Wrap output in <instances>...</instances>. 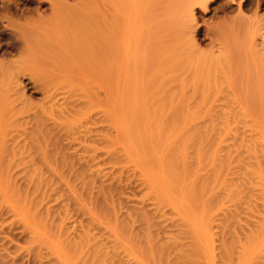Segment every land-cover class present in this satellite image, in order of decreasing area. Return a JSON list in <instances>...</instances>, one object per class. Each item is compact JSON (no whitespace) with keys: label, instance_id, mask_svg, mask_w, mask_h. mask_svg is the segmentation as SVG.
I'll use <instances>...</instances> for the list:
<instances>
[{"label":"rangeland","instance_id":"rangeland-1","mask_svg":"<svg viewBox=\"0 0 264 264\" xmlns=\"http://www.w3.org/2000/svg\"><path fill=\"white\" fill-rule=\"evenodd\" d=\"M124 1L0 0V136H32L45 114L56 143L44 163L37 149L0 147V264H264V0H195L193 20L183 0H129L139 13ZM61 6L91 8L107 37H82L95 43L86 55L60 42L65 62L35 55L28 36L26 52L11 48L13 31L46 33ZM44 88L55 103L72 91L76 108L42 114Z\"/></svg>","mask_w":264,"mask_h":264},{"label":"bare ground","instance_id":"bare-ground-1","mask_svg":"<svg viewBox=\"0 0 264 264\" xmlns=\"http://www.w3.org/2000/svg\"><path fill=\"white\" fill-rule=\"evenodd\" d=\"M126 1V0H125ZM124 1V2H125ZM127 1H129V0H127ZM131 1V0H130ZM130 1H129V3H130ZM134 0H132V2H133ZM136 2H137V5L138 6H140L139 5V2H140V4H141V0H135ZM143 2H144V0H142ZM152 1V0H151ZM151 1L149 0L148 2L149 3H151ZM173 1V0H172ZM180 1V0H179ZM195 1V0H194ZM117 2V1H116ZM119 2H121V1H119ZM118 2V3H119ZM123 2V1H122ZM121 2V3H122ZM136 2H134V5H136ZM176 1H174V3H175ZM183 2H185V3H187V8L188 9H185L186 10V12H187V14H185L184 16L182 15V13H181V15L184 17V18H191L192 20H193V9L194 8H192L193 6H194V4H196V1L195 2H193V1H191V0H183ZM183 2L181 3V4H183ZM145 4H146V0H145V2H144ZM177 3V2H176ZM184 3V4H185ZM199 3V2H198ZM205 3V2H204ZM8 4V3H7ZM39 4V3H38ZM120 4V3H119ZM118 4V5H119ZM126 4H127V2H126ZM131 4L132 3H130V4H128V6H130V8L131 7H133V6H131ZM206 4V3H205ZM205 4H203L202 5V7L203 8H205ZM9 5V4H8ZM121 5V4H120ZM133 5V4H132ZM136 5V6H137ZM173 5V4H172ZM7 6V5H6ZM142 6H143V3H142ZM142 6H141V8H142ZM146 6H149L148 4H146ZM146 6H145V10H140V11H144L143 13H145V14H143V15H147V12H149L150 11V7L149 8H147L146 9ZM151 6V5H150ZM180 6H182V5H180ZM62 8H60V7H56V8H54V7H52L51 9H52V11H53V13H55L54 15L56 16V20H55V23L53 24V26L51 27V29H48L47 30V32H46V30H45V32L46 33H43V31H41V32H39V34H33L31 31H29V32H27L28 34H26V30L23 28V25L22 26H20V28L19 27H17V28H19V29H17L16 27V29L18 30V31H13L12 32V43H11V48H13V49H16V50H18V49H21V51H24L25 50V52L27 51L26 50V46L27 45H30V44H28V41H27V43H26V36H28V39L30 38L31 40H32V42H29V43H31L32 45V48L33 49H31L32 51H34L35 52V55H37V56H40V57H51L52 59L53 58H56L57 59V57H59V55H61L59 58H62V56H63V59L62 60H64V59H66L65 58V56L64 55H62V53H63V51H64V46L66 47V48H68V45L66 46V44H64V43H68L67 41H69V43L70 44H77L78 45V43H74L75 41H76V39H77V36H79V37H81V39L82 40H80L81 42L83 41H86V43L84 42V44H83V42L82 43H79V46H77V45H73V46H75V49L76 50H78L79 51V49L81 48V49H84L83 50V52L82 53H85L86 51H88L89 49H91L90 47V44H95L94 42H87L88 40H86V39H88L89 37H92L91 39H89V40H92L93 39V36H98V35H101V36H103L104 34H105V30L108 28V27H106V25L104 26V24H102L101 25V27H102V29H100V27H99V31L98 30H96V26H98L99 24V22H97L96 24H95V21H92V20H94V19H92V20H89V19H91L90 18V16L92 15V9L90 8L89 9V7L88 8H86V6H78V7H76V9H69V11H66L68 8H70V7H66L65 8V6L63 7V6H61ZM126 7V6H125ZM123 7V11L122 12H126L125 10H128V9H126V8H129V7ZM144 7V6H143ZM155 7L157 8V6L155 5ZM183 7V6H182ZM181 7V8H182ZM7 8V7H6ZM10 8V7H9ZM66 10H65V9ZM74 8V7H73ZM134 8V10H136L137 9V11L139 10L138 9V7H133ZM156 9V8H154V7H151V9ZM171 8V7H170ZM173 8H174V6H173ZM185 8V7H184ZM5 9V8H4ZM125 9V10H124ZM132 9V8H131ZM149 9V10H148ZM152 9V10H153ZM8 10V9H7ZM71 10V11H70ZM146 10H148L147 12H145ZM172 10V9H171ZM92 11V12H91ZM120 10H119V12H121ZM136 11V13H139V11L137 12ZM180 11H182V10H180ZM68 12V13H67ZM135 12V11H134ZM153 12V11H152ZM185 12V11H184ZM183 12V13H184ZM62 13H64V14H62ZM65 13L67 14V15H65ZM150 13H151V11H150ZM59 14V15H58ZM61 14H62V16H61ZM69 14V15H68ZM175 14V13H174ZM178 14H179V12H178ZM177 14V15H178ZM57 15H58V17H57ZM134 16H136L137 14H133ZM139 15V14H138ZM149 15V14H148ZM153 15V14H152ZM177 15H175V16H177ZM240 15H242L241 13H240ZM54 16V17H55ZM132 17V16H130V17H132V18H129V19H133L132 21L134 22V19H135V17ZM174 16V17H175ZM180 16V15H179ZM239 16V15H238ZM22 17V16H21ZM53 17V16H52ZM143 17H145V16H143ZM154 17V16H153ZM156 17V16H155ZM178 17V16H177ZM138 18V17H137ZM136 18V19H137ZM142 18V14H141V17H140V19ZM148 18H150V16L148 17ZM180 18H182V17H180ZM244 18V17H243ZM186 19L185 20H181L182 21V23H184L185 21H186ZM245 19V18H244ZM117 20V19H116ZM180 20V19H179ZM178 20V21H179ZM189 21H190V19H188ZM100 21V20H99ZM188 21V22H189ZM118 22V21H117ZM116 22V23H117ZM130 22H131V20H130ZM129 22V23H130ZM180 22V21H179ZM114 23H115V21H114ZM174 23H176V21L174 22ZM26 24V23H25ZM24 24V25H25ZM98 24V25H97ZM132 24L133 23H131L130 24V28H133L132 27ZM136 24V23H135ZM135 24H133V25H135ZM152 24V23H151ZM114 25V24H113ZM118 25V24H117ZM120 25H121V23H120ZM180 25V24H179ZM100 26V25H99ZM124 26V25H123ZM127 26H128V24H127ZM126 26V27H127ZM154 26V25H153ZM156 26V25H155ZM177 26V25H176ZM42 27V26H41ZM122 27V26H121ZM129 27V26H128ZM127 27V28H128ZM135 27V26H134ZM186 27V26H185ZM248 27V26H247ZM44 28V27H43ZM43 28H40V26L38 27V29H43ZM98 28V27H97ZM118 28V27H117ZM154 28V27H153ZM156 28V27H155ZM28 29V28H27ZM31 29V28H30ZM120 29V28H119ZM118 29V32L121 30H119ZM181 29V28H180ZM246 29V28H245ZM8 30V29H7ZM11 30H13V27L11 28ZM91 30H92V32H91ZM112 30V29H111ZM116 30V29H115ZM124 30V29H123ZM122 30V31H123ZM150 30V29H149ZM178 30V29H177ZM243 30V29H242ZM117 31V30H116ZM245 31V30H244ZM34 32V31H33ZM97 32H98V34H97ZM108 32V31H107ZM111 31H109V33H110ZM125 32V31H124ZM182 32H184V31H182ZM246 32V31H245ZM35 33V32H34ZM38 33V32H37ZM41 33V34H40ZM85 33H88L86 36H84L85 35ZM115 33V31L114 32H112V34H114ZM119 33H121V32H119ZM123 33V32H122ZM149 33V32H148ZM178 33V32H177ZM251 33V32H250ZM33 34V35H32ZM81 34L83 35V36H81ZM107 34V33H106ZM111 33H110V35H112ZM116 34V33H115ZM114 34V35H115ZM125 34V33H124ZM141 34V33H140ZM140 34H138V36L140 35ZM146 34V33H145ZM150 34V33H149ZM254 34V33H253ZM253 34H252V36L251 37H249V43H248V46H247V44L246 45H244V46H247L246 48L244 47L243 49H246L247 50V48H248V50H249V55H250V50H253L254 51V49L255 50H257V47L258 46H256L255 45V41L256 40H253ZM93 35V36H92ZM121 35H123V34H121ZM121 35L119 36L120 38H121ZM143 35V34H142ZM259 35H261V34H259ZM11 36V35H10ZM35 36V37H34ZM104 36H106L107 37V35H104ZM109 36V35H108ZM125 36V35H124ZM34 37V38H33ZM82 37H85L86 39H84V38H82ZM99 37V36H98ZM97 37V38H98ZM105 37V38H106ZM244 37V36H243ZM247 37H248V35H247ZM246 37V38H247ZM261 38H262V42H260L261 44V47H263L264 48V31H263V34L260 36ZM109 38V37H108ZM110 38H111V36H110ZM108 39L107 41H110V40H112V38L111 39ZM114 38V37H113ZM116 38H118L117 36H116ZM119 38V39H120ZM124 38V37H123ZM143 38H145V37H143ZM30 39H29V41H30ZM75 39V40H74ZM79 39V38H78ZM77 39V40H78ZM84 39V40H83ZM104 39V38H103ZM139 39V38H138ZM242 39H244V38H242ZM241 39V40H242ZM94 40V39H93ZM92 40V41H93ZM98 40V39H97ZM115 39H113L112 41H110V43L111 42H113ZM117 40V39H116ZM114 41L117 45H118V41L120 42V40H117V41ZM142 40V39H141ZM65 41V42H64ZM73 41V42H72ZM79 41V42H80ZM106 41V42H107ZM123 40H121V42H122ZM244 41H246V42H248V40L246 39V40H244ZM63 43L64 44V46H63V44H61V43ZM254 42V43H253ZM243 43V42H242ZM257 43V42H256ZM60 44V47H58V45ZM69 44V46H71ZM92 44V45H93ZM258 44V43H257ZM105 45V44H104ZM108 45H109V43H108ZM114 45V46H113ZM112 46H109V49H111V48H113V51H115V44H113ZM116 45V46H117ZM259 45V44H258ZM93 46H95V45H93ZM101 46V45H100ZM105 46H107V45H105ZM260 47V46H259ZM260 47V48H261ZM71 48H74V47H70V49ZM79 48V49H78ZM107 48V47H106ZM121 48H122V45L120 44V47H119V49L121 50ZM57 49V50H56ZM69 49V48H68ZM70 49L68 50V52H69V54H71V56H73L74 55V53H75V51L76 50H74V52H73V54L70 52ZM123 49V48H122ZM242 49V50H243ZM259 49V48H258ZM30 50V51H31ZM60 52H62V53H60ZM65 50H67V49H65ZM103 50H106V49H103ZM248 50L247 51H245V53H246V56L248 55L247 54V52H248ZM259 50H263L262 48L261 49H259ZM30 51H28L30 54H33V53H31ZM55 51H58L59 52V54H57L58 52H55ZM71 51H72V49H71ZM116 51H118V50H116ZM115 51V52H116ZM122 52H123V50H121ZM241 51V50H240ZM239 51V52H240ZM258 52V51H255V52H253V53H255V56H256V54H257V52L258 53H260V55H261V53L264 51H262V52ZM65 52H67V51H65ZM105 52V51H104ZM108 52V51H107ZM241 52H243L242 54H244V51H241ZM19 53H20V51H19ZM251 53H252V51H251ZM252 53V54H253ZM54 54H56L55 56L56 57H54ZM63 54H65V53H63ZM68 54V56H66L67 57V59L69 60V62H70V58L72 59L73 57H70L69 58V55ZM76 54H77V52H76ZM108 54V53H107ZM110 54H114V52H111ZM116 54H118L117 52L115 53V55ZM121 54V53H120ZM241 54V53H240ZM79 55H80V53H79ZM78 55V56H79ZM82 55V54H81ZM84 55V54H83ZM82 55V56H83ZM85 55H86V53H85ZM121 55H123V54H121ZM105 56V55H104ZM118 55H116V57H117ZM25 57H26V55H25ZM89 57V56H88ZM108 57V55L105 57V58H107ZM110 57H112V56H110ZM109 57V58H110ZM114 57V56H113ZM115 57V58H116ZM119 57H121V56H119ZM139 57V56H138ZM138 57H137V59H138ZM244 57V56H243ZM252 57V56H251ZM48 58V59H49ZM78 58H80V57H78ZM85 58V57H84ZM83 58V59H84ZM109 58H108V60H109ZM247 58H248V56H247ZM246 58V60L247 61H249L250 59H247ZM51 59V60H52ZM86 59V58H85ZM89 59V58H88ZM113 59V58H112ZM116 59H118V57L116 58ZM251 59H253V58H251ZM58 60V59H57ZM114 60V62H116V60L115 59H113ZM120 60V59H119ZM147 60V59H146ZM245 60V61H246ZM253 60H255L256 61V59L254 58ZM60 61V60H59ZM66 60H64V62H65ZM90 62H92V61H94V60H89ZM123 61V60H122ZM86 62V61H85ZM88 62V61H87ZM118 62V61H117ZM115 63L116 65L117 64H119V62L118 63ZM141 62H143V61H141ZM252 63H253V61H251ZM108 63V62H107ZM120 63H122V62H120ZM248 63V62H247ZM250 63V62H249ZM89 64V63H88ZM111 64H112V62H111ZM139 64H141L140 63V61H139ZM143 64V63H142ZM141 64V65H142ZM148 64V63H147ZM147 64L145 65V66H147ZM254 64V63H253ZM114 65V64H113ZM140 65V67H142ZM114 67V66H113ZM118 67H120V66H117V68ZM114 69V68H113ZM118 70V69H117ZM119 70H121V69H119ZM21 74V73H20ZM29 75H31V74H29ZM37 75V74H36ZM13 76H15V75H13ZM35 76V75H34ZM34 76L32 77V76H30V77H32V85L35 83V82H40V86H42V88L47 84L46 83V78H44V77H41V76H39L40 78H38V80H35L36 78H34ZM15 78V77H14ZM34 78V79H33ZM29 80H30V78H29ZM28 80V81H29ZM31 81V80H30ZM30 81L28 82V83H30ZM46 84H45V83ZM38 84V83H37ZM39 85L37 86L38 88L40 87ZM24 87V86H23ZM35 87H36V85H35ZM34 87V88H35ZM36 87V88H37ZM46 88H48V87H50V86H45ZM51 88V87H50ZM53 88V87H52ZM51 88V89H52ZM69 88V87H68ZM51 89H41V90H44L45 92H43V96H44V99H46L45 97L47 96V99L50 101L49 103H50V106L46 109L45 108V110L44 109H42L43 110V112H41L42 114H44V113H49V114H52V113H54V111L55 112H59V113H63L64 111L65 112H67L68 111V114L69 113H72V110H73V108H76L73 104H74V102L73 101H70L69 102V100L72 98L71 97V95H73L72 94V91H70V93L68 94V91L66 92L68 95H67V97L66 98H64L62 101L63 102H61V103H58V101L55 103V98H53V95H54V97L56 96L55 94H52L53 93V91H51ZM55 89V88H54ZM62 89V88H61ZM64 89H65V87H64ZM63 89V90H64ZM46 90H48V91H46ZM58 90H60V88L58 89ZM20 91V90H19ZM22 91V90H21ZM61 91V90H60ZM44 93H45V95H44ZM54 93H56V90L54 91ZM60 93V92H59ZM23 94V93H22ZM48 94V95H47ZM63 95H64V93H63ZM62 95V96H63ZM74 96V95H73ZM0 97H1V95H0ZM76 97V96H75ZM43 98V97H42ZM57 98V97H56ZM1 99H2V97H1ZM3 99H4V97H3ZM6 99V98H5ZM9 99V98H8ZM15 100V99H14ZM16 100H18V99H16ZM48 100H46L47 101V103H48ZM55 100V101H54ZM72 100V99H71ZM2 100H0V102H1ZM4 101V100H3ZM45 101V102H46ZM61 101V100H60ZM68 101V102H67ZM15 102V101H14ZM17 102V101H16ZM51 102H53V103H51ZM72 102V103H71ZM10 103V102H9ZM77 103H75V105H76ZM0 105H1V103H0ZM3 105V104H2ZM8 105V104H7ZM4 107V106H3ZM11 107V106H10ZM9 109H12V107L11 108H9ZM1 110V109H0ZM58 110V111H57ZM75 110H77V109H75ZM74 110V111H75ZM79 110H81V109H79ZM2 112V111H1ZM18 112V111H17ZM21 112H23V110L21 111ZM64 112V113H65ZM3 113V112H2ZM19 113V112H18ZM26 114H27V112H25ZM25 113H23V114H25ZM75 113H78V112H75ZM82 113H84L83 111H82ZM1 114V113H0ZM21 114V113H20ZM19 114V115H20ZM40 114V113H39ZM38 114V115H39ZM56 114V113H55ZM66 114V113H65ZM79 114V113H78ZM86 112L84 113V115H83V117L84 116H86ZM14 115V114H13ZM15 115H17V114H15ZM19 115H17V117L19 116ZM45 115V114H44ZM44 115H42V116H40V117H37L36 119H35V128H36V130L34 131V129H33V131L31 130L30 131V133L32 134V136L30 135V134H27L26 133V128L24 129V130H20V131H18V130H15L16 131V133L18 134H16V135H14V137L15 138H13V137H11L9 140H7L6 139V137H8V136H3V134H2V136H0V147L2 148V150L4 149V147H5V149H6V143H10V145H11V143H13V144H15L16 146H17V148L19 149V151H20V153H21V155H20V157H22V155H23V153H25L26 152V148L28 149V148H30V149H37V150H35L36 151V153H38V151L41 153V156H42V161H43V163H44V161H47V162H49L50 160H52L51 158H50V154H48L47 153V151H46V149L48 148V147H51L52 145H55L56 143L55 142H53L52 141V137H50L49 138V136L51 135V132H49L50 133V135H48V131H46L47 129H44V125H43V118H44ZM61 115V114H60ZM60 115H56V117H55V115H54V117L53 118H56L57 120H59L60 122H61V116ZM82 114L80 113L79 114V116H81ZM37 116V115H36ZM59 116H60V118H59ZM63 116H64V114H63ZM66 116H67V114H66ZM16 117V116H15ZM20 117V116H19ZM18 117V118H19ZM24 117V116H23ZM82 117V116H81ZM178 117V116H177ZM13 119H14V117H12ZM20 118H22V116L20 117ZM19 118V119H20ZM46 118V117H45ZM50 118H52L51 117V115H50ZM180 118V117H179ZM16 120H17V118H15ZM26 119V118H25ZM178 119V118H177ZM181 119V118H180ZM179 119V120H180ZM2 120V119H1ZM4 120V119H3ZM12 119H10V121H11ZM23 120V119H22ZM45 120V119H44ZM52 120V119H51ZM178 120V121H179ZM182 120V119H181ZM5 121V120H4ZM20 121V120H19ZM32 121H33V118H32ZM177 121V122H178ZM7 122V121H6ZM12 122V121H11ZM46 122V121H45ZM54 122H56L55 120H54ZM173 122V125L175 126L176 124L174 123V122H176V121H172ZM17 123V122H16ZM56 123H58V122H56ZM1 124H3V122L1 123ZM18 124H19V122H18ZM22 124V128H24V126L26 125L25 123H21ZM25 124V125H24ZM34 124V123H33ZM32 124V125H33ZM4 125H5V123H4ZM47 125V124H46ZM60 125V124H59ZM62 125V124H61ZM60 125V126H61ZM7 126V125H6ZM20 126V127H19ZM19 126H18V128H21V125L19 124ZM55 126V125H54ZM1 127H2V125H1ZM46 127V126H45ZM16 128V127H15ZM14 127H13V129H15ZM48 128V127H47ZM172 128H173V126H171L170 127V129L172 130ZM2 129V128H1ZM1 129H0V131H1ZM4 129V128H3ZM65 130H63V132H64ZM67 131V130H66ZM71 131V130H70ZM10 132V131H9ZM12 132V131H11ZM88 132V131H87ZM7 133H8V131H7ZM69 133V132H68ZM71 133V132H70ZM69 133V134H70ZM82 133V132H81ZM84 133V132H83ZM10 134H12V133H10ZM15 134V133H14ZM26 134L29 136L30 135V137H26ZM87 134V133H86ZM1 135V134H0ZM71 135L73 136V134L71 133ZM56 136V135H55ZM76 136H77V134H76ZM70 137V136H69ZM78 137V136H77ZM80 137V136H79ZM84 138V137H83ZM27 139V140H26ZM71 139H72V137H71ZM74 139H76V138H74ZM73 139V140H74ZM81 139V138H80ZM75 141V140H74ZM86 141V140H85ZM54 143V144H53ZM60 143V142H59ZM71 143V142H70ZM28 145V147H26ZM61 145V144H60ZM16 146H15V148H16ZM57 146H59V145H57ZM16 148V149H17ZM8 149H10V148H8ZM18 149H17V151H18ZM49 149V148H48ZM7 151V150H6ZM18 151V152H19ZM22 151V152H21ZM24 151V152H23ZM33 151V150H32ZM54 151V150H53ZM1 153H2V151H1ZM4 153V152H3ZM13 153H14V151H13ZM16 153V152H15ZM18 154V153H17ZM33 154H35V153H33ZM12 155V154H11ZM19 155V154H18ZM25 155V157H22V158H26V153L24 154ZM39 155V154H38ZM4 156V155H3ZM6 156V155H5ZM12 156H14V155H12ZM36 156V155H35ZM40 156V157H41ZM55 156V155H54ZM10 157V156H9ZM29 157V156H28ZM5 158V157H4ZM4 158L2 159V160H4ZM8 158V157H7ZM6 158V159H7ZM14 158H16V156L14 157ZM5 159V160H6ZM21 159V158H20ZM20 159H19V161H20ZM39 159V158H38ZM5 160L3 161V162H5ZM23 160V159H22ZM22 160H21V162H22ZM41 160V159H40ZM175 160V159H174ZM12 161H13V157H12ZM16 161V160H15ZM58 161V160H57ZM177 161V160H176ZM176 161H175V163H176ZM179 161V160H178ZM181 161V160H180ZM179 161V162H180ZM20 162V163H21ZM26 162V161H25ZM37 162V161H36ZM86 162H87V160H86ZM179 162H178V164L176 163V164H174V168L176 169L177 168V165H178V170L180 171V167L179 166H181V164L179 165ZM39 163V162H38ZM61 163V162H60ZM174 163V162H173ZM32 164V163H31ZM59 164V163H58ZM183 170V169H182ZM199 186H201L200 184H199ZM199 186H197L198 188H199ZM197 188V189H198ZM201 188V187H200ZM206 188V187H205ZM202 189H200V191H201ZM206 190V189H205ZM195 191V190H194ZM198 191H199V189H198ZM197 192V191H196ZM195 192V193H196ZM202 192V191H201ZM200 192V193H201ZM198 194H200L199 192H197ZM149 228V227H148ZM149 232V231H148ZM152 232V231H151ZM144 236H148V235H144ZM151 235H149V237H150ZM148 238V237H147ZM146 238V239H147ZM151 239V238H150ZM152 240V239H151ZM146 242H149V247H150V243H151V241H146ZM152 243H153V241H152ZM154 244L155 243H153L152 245L154 246ZM157 244V243H156ZM159 244V243H158ZM148 245V244H147ZM146 245V246H147ZM152 245H151V248H152ZM159 247H160V245H158ZM158 246H156L155 248L153 247V249L152 250H154L153 252L151 251L150 253L153 255H155V253H157L158 254V256H161L162 254H164L165 255V252L164 253H162V251L163 250H165V248L167 247L166 245V247L165 248H158ZM171 246V245H170ZM148 247V246H147ZM150 248V249H151ZM168 248H170V247H168ZM168 248H167V252H168ZM175 248V247H174ZM171 250V249H170ZM226 250H228V249H226ZM173 251H174V249H173ZM180 251H182V250H180ZM155 252V253H154ZM172 252V251H171ZM228 252H229V250H228ZM170 253V252H169ZM227 252H225V254H226ZM157 254L154 256V257H156L157 256ZM190 254V253H189ZM168 255V254H167ZM227 255H229V254H226L224 257H226V258H229V256H227ZM166 257V256H165ZM161 258H164L163 256H161ZM180 259H181V256L179 257ZM188 258H190V255L188 256ZM225 258V259H226ZM158 259H159V257H158ZM179 259V260H180ZM182 259L183 260H185L187 263L189 262V261H187L188 259L187 258H183V256H182ZM181 259V260H182ZM159 260H162V259H159ZM178 260V261H179ZM182 260V261H183ZM228 260V259H227ZM226 260V261H227ZM181 262V261H180ZM184 262V261H183ZM183 262H181V263H183ZM186 262L185 263H183V264H186ZM228 262V261H227Z\"/></svg>","mask_w":264,"mask_h":264}]
</instances>
